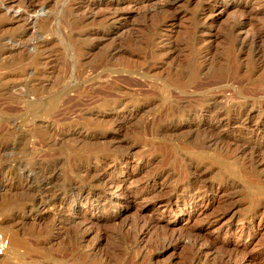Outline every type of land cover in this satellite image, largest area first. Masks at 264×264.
Wrapping results in <instances>:
<instances>
[{
	"label": "rangeland",
	"instance_id": "374dc122",
	"mask_svg": "<svg viewBox=\"0 0 264 264\" xmlns=\"http://www.w3.org/2000/svg\"><path fill=\"white\" fill-rule=\"evenodd\" d=\"M0 232V264H264V0H0Z\"/></svg>",
	"mask_w": 264,
	"mask_h": 264
},
{
	"label": "bare ground",
	"instance_id": "6f19581e",
	"mask_svg": "<svg viewBox=\"0 0 264 264\" xmlns=\"http://www.w3.org/2000/svg\"><path fill=\"white\" fill-rule=\"evenodd\" d=\"M198 86V85H197ZM200 87V86H199ZM188 88V87H187ZM197 88V87H196ZM196 88H193V89H196ZM198 90V89H197ZM202 91V90H201ZM203 93V92H202ZM187 98V97H186ZM215 133V132H214ZM218 136V135H217ZM217 139V138H216ZM252 150V149H251ZM261 151V150H260ZM263 153V152H262ZM13 234V233H12ZM11 234V237H10V242L8 243V248H7V254L9 253V251L12 249H14L15 248V246H17V242H18V239L16 238V236L15 235H12ZM6 237V236H5ZM7 238V237H6ZM8 240V239H7ZM9 244H10V246H9ZM20 247H21V245H19ZM19 246H17V247H19ZM16 247V248H17ZM19 247V248H20ZM23 247V246H22ZM22 250H24L23 248H22ZM26 250V249H25ZM13 251H15V250H13ZM17 252H20V251H18L17 250ZM16 252V253H17ZM12 254V253H11ZM18 254V253H17ZM9 255H10V253H9ZM14 255H16V254H14ZM11 256V255H10ZM13 256V255H12ZM4 257V256H3ZM18 257V256H17ZM9 258V257H8ZM12 259V258H11ZM15 261V260H14Z\"/></svg>",
	"mask_w": 264,
	"mask_h": 264
},
{
	"label": "built area",
	"instance_id": "2783aa9c",
	"mask_svg": "<svg viewBox=\"0 0 264 264\" xmlns=\"http://www.w3.org/2000/svg\"><path fill=\"white\" fill-rule=\"evenodd\" d=\"M7 248H8V240L5 237V235L0 232V258L6 254Z\"/></svg>",
	"mask_w": 264,
	"mask_h": 264
}]
</instances>
